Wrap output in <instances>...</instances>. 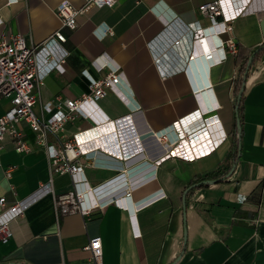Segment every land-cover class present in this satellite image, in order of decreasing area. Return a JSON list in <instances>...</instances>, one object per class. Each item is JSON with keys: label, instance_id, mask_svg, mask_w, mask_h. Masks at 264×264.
Listing matches in <instances>:
<instances>
[{"label": "crops", "instance_id": "crops-1", "mask_svg": "<svg viewBox=\"0 0 264 264\" xmlns=\"http://www.w3.org/2000/svg\"><path fill=\"white\" fill-rule=\"evenodd\" d=\"M62 1L19 0L9 5L0 0V39L21 35L28 46H38L56 31L66 36L61 45L66 53L63 70L52 69L38 90L35 112L40 118L51 116L43 109L47 103L79 100L91 93L89 78L100 80L119 68L122 84L107 90L98 110L90 107L87 118L66 123L65 141L95 127V119H101L97 115L113 121L142 113L143 134L158 133L182 119L196 127L202 116L198 96L207 88H200L199 71L191 65L190 70L188 61L195 32L212 25L200 7L216 0H118L112 8L80 14L74 31L62 28L55 13ZM69 1L76 8L84 5L83 0ZM229 4L226 0V14L218 21L227 23V35L235 36L239 55L248 59L264 44V0L247 1L240 16L227 20L232 18L227 16ZM107 28L110 32L104 36ZM180 32L182 45L175 47L172 41ZM238 56L229 54L211 70L203 63L200 72L212 84L220 107L206 117L219 116L228 140L190 162L168 159L156 164L154 157L161 156L163 147L151 134L141 139L148 151L134 156L129 150L133 158L128 162L100 151L90 160L81 158L85 177L99 187L103 204L88 216L56 212V198L73 189L72 176L53 175L44 148L18 154L6 138L0 151V199L6 198L8 205H31L12 222V239L0 243V264H92L85 248L97 237L102 240V264H264V55L246 79L240 134ZM102 64L107 68L99 71ZM11 108L9 100H2L0 118ZM225 108L235 115L234 129L219 115ZM18 129L34 143L27 124ZM234 135L239 139L237 154L232 153ZM220 168L224 181L193 187L184 206L185 192ZM129 189L131 200L125 198Z\"/></svg>", "mask_w": 264, "mask_h": 264}, {"label": "built area", "instance_id": "built-area-1", "mask_svg": "<svg viewBox=\"0 0 264 264\" xmlns=\"http://www.w3.org/2000/svg\"><path fill=\"white\" fill-rule=\"evenodd\" d=\"M18 1L8 0V4H16ZM83 1L84 5L81 8H76L69 0L62 1L56 8L55 13L62 28L74 31L78 27L77 18L80 14L87 13L91 9L112 8L118 2V0ZM225 1L216 0L200 7V12L212 21V25L196 31L192 39L189 59L193 58L195 44H198L200 48L202 46L206 50L211 68L222 65L228 59L229 54L239 55L235 36L227 35L230 33V27L225 21H218L219 17L226 14ZM247 1L249 0H228L230 10H228L227 16L232 18L226 17V19L240 16L246 9ZM109 32L110 29L107 28L104 36ZM224 36H228V38L224 39ZM183 37L182 33L180 36H176L172 45L181 46ZM65 41L66 36L61 31H56L38 46H28L25 38L21 35L0 39V103L7 99L12 105L11 110L0 118V151L3 149V142L6 138L11 140L18 154L30 153L35 146L44 148L52 174H70L72 176L73 189L56 198V212L64 216L77 213L88 216L103 205L99 203L97 193L99 187H94L88 182L84 174V165L81 163V158L90 160V153L95 154L100 151L118 161L128 162L133 158L129 155V150L133 155L136 152V156L148 151L145 140L141 141V139H144L143 136L146 134H151L163 147L160 151L161 156L154 157L155 160L157 159L155 163L159 165L168 159L190 162L217 150L228 140V135L224 131L225 129L223 130L224 126L217 114L212 120L219 121L221 134L217 139H206L201 136L200 131L195 130L194 124L186 128V119H182L158 133L147 130V133L143 134L139 127L143 118L141 113L137 116L128 115L113 121L97 115L101 119H95V127L80 130L71 140L65 141L62 134L66 123L74 122L80 117L87 118L92 114L90 109L92 106L98 110L97 103L106 96L107 90L112 91L122 84L123 76L120 69L116 68L100 80L89 78L91 84L89 95H84L79 100L58 103L57 106H54V103H47L43 109L51 116L48 119L40 118L35 112V106L39 99L38 90L47 73L52 69L63 70L62 65L65 62L66 53L62 52L61 45ZM106 68L107 66L102 64L99 66V71ZM85 74H87L86 71ZM198 99H201L200 95ZM54 107H56V111H54ZM219 108L218 106V110ZM22 122L27 124L35 134L34 143H30L24 132L18 129V125ZM89 132L93 133L90 138L87 135ZM10 175L11 172L7 176L10 177ZM132 197L133 191L129 189L125 198L131 200ZM116 204L118 205V203ZM30 205L31 203L21 201L8 205L6 198L0 199L2 208L0 243L5 244L12 239V222L23 217ZM85 250L89 253L92 264H102L101 238L92 239Z\"/></svg>", "mask_w": 264, "mask_h": 264}, {"label": "bare ground", "instance_id": "bare-ground-1", "mask_svg": "<svg viewBox=\"0 0 264 264\" xmlns=\"http://www.w3.org/2000/svg\"><path fill=\"white\" fill-rule=\"evenodd\" d=\"M262 3V2H261ZM202 45V44H201ZM208 58V54H206V50H204V48L197 44H195V53L192 59H190L188 61L189 64V69L191 70V66H195V68L197 69L196 71H199V76L197 75L198 81L199 82V86L200 88H207L204 92H201V96H200V112H201V120L198 121V123L195 124V130L196 131H200L201 132V136L203 138H211V139H217L218 136L221 134L220 131V123L219 121L212 120L213 117H209V119L206 117L207 114H212V113H216V111L218 110V102L215 98V94L213 92V88H212V84L207 80V77L203 75V77L200 75V72H204V68L203 63L209 64L210 68L209 70H211V62L207 60ZM191 65V66H190ZM204 79V80H203ZM203 81L205 83H203ZM205 109V111L203 110ZM205 116L204 120L203 117ZM206 119H208V121H206ZM187 128V126H185ZM208 129H211L212 132H210L211 136L208 133ZM224 130V128H223ZM225 131V130H224ZM87 135H89V138L91 135H93V133L89 132ZM142 154H140L139 156H141ZM92 156V153L89 154V157ZM127 195V194H126ZM99 203H101L99 201ZM102 204V203H101Z\"/></svg>", "mask_w": 264, "mask_h": 264}, {"label": "trees", "instance_id": "trees-1", "mask_svg": "<svg viewBox=\"0 0 264 264\" xmlns=\"http://www.w3.org/2000/svg\"><path fill=\"white\" fill-rule=\"evenodd\" d=\"M257 51H259V52H257ZM263 55H264V44L262 46H260V47L254 48L253 51L250 54V57L248 59H246L245 57H243V55H241V54L238 56V61L241 62V68H240V76L241 77L239 79V86L236 89V92H237L236 102L238 100V95H239L240 91L242 89L245 90L244 77L246 76V74H247V77H248L249 72H250L251 67L254 64V62L256 60H259ZM251 57H253V63H252L251 66H248V61H249V59ZM242 101H243V96H242V99H241V102H240V106H239V115H241V105H242ZM237 137H238V135H234L233 152H232L234 154H237V150L239 151V147H240L239 146V141H238L239 139ZM226 170H228V169H226ZM221 172H222V169L220 168L217 171H215L213 173H210V174L206 175L203 178H199L198 180H202V182L196 181L197 183L192 185V187L195 186L193 189L195 190V189H197V188L205 185L206 181L223 182L224 179H222L221 177H223L224 175Z\"/></svg>", "mask_w": 264, "mask_h": 264}, {"label": "water", "instance_id": "water-1", "mask_svg": "<svg viewBox=\"0 0 264 264\" xmlns=\"http://www.w3.org/2000/svg\"><path fill=\"white\" fill-rule=\"evenodd\" d=\"M261 29H262V33H263V36H264V18L262 20V23H261ZM260 50V49H259ZM259 52V51H257ZM253 63V57H251L248 61V66H251ZM246 79H247V74L246 76L244 77V86L246 84ZM244 94V89H242L238 95V100H237V105H236V115H237V128H238V131H239V134L241 133V123H240V117H239V106H240V102H241V99H242V96ZM195 187V186H193ZM193 187H190L186 192H185V196H184V206H186V196L188 194V192L193 188ZM11 264H15V263H11Z\"/></svg>", "mask_w": 264, "mask_h": 264}, {"label": "rangeland", "instance_id": "rangeland-1", "mask_svg": "<svg viewBox=\"0 0 264 264\" xmlns=\"http://www.w3.org/2000/svg\"><path fill=\"white\" fill-rule=\"evenodd\" d=\"M219 115L223 118L226 119V123L227 124H231L233 129L235 128V124H236V121H235V115L232 114L227 108H225L223 111H221L219 113ZM224 165H226V167H228L229 165V162L228 163H225ZM223 168V167H221Z\"/></svg>", "mask_w": 264, "mask_h": 264}]
</instances>
